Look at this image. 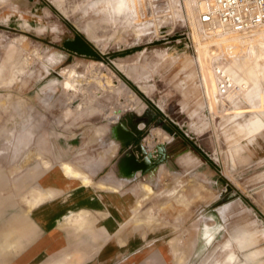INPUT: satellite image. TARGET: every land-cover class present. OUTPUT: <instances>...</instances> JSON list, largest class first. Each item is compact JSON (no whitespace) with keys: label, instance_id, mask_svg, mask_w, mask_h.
Returning <instances> with one entry per match:
<instances>
[{"label":"rangeland","instance_id":"rangeland-1","mask_svg":"<svg viewBox=\"0 0 264 264\" xmlns=\"http://www.w3.org/2000/svg\"><path fill=\"white\" fill-rule=\"evenodd\" d=\"M208 2L0 0V233L42 200L55 166L86 186L93 172L118 176L133 193L141 246L120 264H264V127L238 140L230 126L253 114L223 118L264 92L251 68L264 28L237 36L228 66L236 36L198 31ZM198 43L223 60L230 90L207 74L220 90L206 98ZM71 71L75 91L63 86ZM112 182L98 187L117 192Z\"/></svg>","mask_w":264,"mask_h":264},{"label":"crops","instance_id":"crops-1","mask_svg":"<svg viewBox=\"0 0 264 264\" xmlns=\"http://www.w3.org/2000/svg\"><path fill=\"white\" fill-rule=\"evenodd\" d=\"M190 64L187 61L183 67ZM244 77L237 86L244 83ZM247 94L245 89L243 95ZM251 94L254 98L240 102L248 106H235L223 117H254L232 124L229 137L239 140L264 127V108L256 101L260 93ZM127 159L124 163L129 165ZM63 169L65 174L78 175L67 163ZM90 177L92 184L86 186L61 176L58 167L45 171L39 180L42 200L30 210L15 213L0 233V264H120L123 259L135 258L141 239L140 232L130 225L133 193L124 190L118 176L99 177L93 172ZM109 179L118 186L117 192L98 187L99 183L110 184Z\"/></svg>","mask_w":264,"mask_h":264},{"label":"built area","instance_id":"built-area-1","mask_svg":"<svg viewBox=\"0 0 264 264\" xmlns=\"http://www.w3.org/2000/svg\"><path fill=\"white\" fill-rule=\"evenodd\" d=\"M197 23L203 34L220 27L246 35L264 28V0H209L207 11L199 13Z\"/></svg>","mask_w":264,"mask_h":264},{"label":"bare ground","instance_id":"bare-ground-1","mask_svg":"<svg viewBox=\"0 0 264 264\" xmlns=\"http://www.w3.org/2000/svg\"><path fill=\"white\" fill-rule=\"evenodd\" d=\"M200 1H203V0H200ZM201 5H203V3H201ZM56 7L58 8L59 6L56 5ZM206 8V7H205ZM202 11H207V9H204V8H201ZM116 19H111L109 20L107 23H110V24H113L115 25L116 24ZM193 27V26H192ZM197 27H198V31L199 33L201 34L202 38L203 39H212V38H215V37H231V36H236V37H232L230 39V42L232 43V45L228 44V45H225L223 46V51H224V58L223 59L226 64L229 66L231 64H233V61H229V59H232L231 56L227 57L226 55V52L229 50V49H232L233 48V44L237 45V44H242V38L240 37H237V36H241V34H234V33H230V32H227L225 30H223L222 28L220 27H216L214 30L210 31L209 33H205L203 34L202 31L200 30L198 24H197ZM259 29V28H258ZM264 32H261L259 33L258 35H262ZM196 34V33H195ZM197 35V34H196ZM195 35V36H196ZM231 35V36H230ZM139 36H142L139 34ZM88 38V37H87ZM197 38V37H196ZM92 41L94 42H97V39H93ZM199 42V40H197ZM250 44V43H249ZM243 47V46H242ZM264 48V47H263ZM202 46L199 45V43L197 44V64H199V67H200V71H201V76H202V79H203V86H204V93H205V96L206 98H210L212 95L216 94L217 91H219L220 89H216L214 90L215 87H217V85H215V80H221V86H225V90H230L231 87H232V83H231V80L223 73L222 71V67H223V60H220L219 62H217V60H211L210 58H204L203 54H202ZM251 52V51H250ZM252 54L255 55V53L252 51ZM210 59V60H209ZM209 60V61H208ZM261 60H264V50L262 49V51L259 52L258 55L255 56L254 60L252 61L253 63L251 64V68L254 70L255 74L260 75L263 71H264V64H261L259 61ZM207 62V64H205ZM246 64V63H245ZM242 66V64H241ZM207 74H209V78L210 76L213 75L214 79H209L210 80V84L208 83V77L206 76ZM74 78H78V76H76V73L74 71H71L68 75V78L66 79V81L63 83V86H64V89H67L69 91H75V88L72 84L73 82V79ZM212 81L214 82V86L212 85ZM208 84L211 86L212 88V92L209 90H207L205 88V85ZM207 87V85H206ZM237 87H240V86H237ZM263 88V87H262ZM209 89V88H208ZM211 92V93H210ZM233 92V91H232ZM260 95L256 98V101L262 106V108H264V92L262 90H260ZM236 95V94H235ZM237 97V96H236ZM210 100V99H209ZM80 109V105L79 106H76L74 110H78ZM230 111V110H229ZM75 112V111H74ZM71 113V110L70 112ZM72 114V113H71ZM228 114V113H227ZM68 115V114H67ZM72 116V115H71ZM103 132V131H102ZM101 132V133H102ZM131 161V160H130ZM65 169L67 171H69L68 167H65ZM149 178V177H148ZM149 180V179H148Z\"/></svg>","mask_w":264,"mask_h":264}]
</instances>
